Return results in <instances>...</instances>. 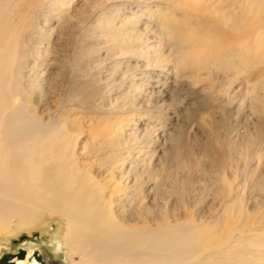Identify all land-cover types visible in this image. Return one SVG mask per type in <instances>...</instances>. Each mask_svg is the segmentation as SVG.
<instances>
[{
  "label": "rangeland",
  "instance_id": "1",
  "mask_svg": "<svg viewBox=\"0 0 264 264\" xmlns=\"http://www.w3.org/2000/svg\"><path fill=\"white\" fill-rule=\"evenodd\" d=\"M165 2L27 0L25 9L16 6L13 18L19 16L15 22L22 36L18 40L30 50L27 63L38 66L30 107L51 118L58 110L65 111L78 127L77 149L83 147L88 154L106 135L101 143L112 154L107 162L122 160L119 166L123 162L130 176L128 186L138 176L140 197L133 188L128 192L141 198L150 215L164 214L170 220L214 230L221 212L230 206L233 214L228 219L236 222L226 221L224 232L235 230L233 234L249 240L264 236V231L250 230V223L260 218L262 223L256 226L264 229V136L257 138L264 132V113L253 110L242 77L226 84L214 71L211 80L202 73L195 87L176 74V62L158 38L156 21L160 15L182 20L183 8L171 10ZM114 42L123 43L126 52ZM74 58H80L76 72L69 66ZM71 80L85 96L79 95L77 104V100L65 103ZM258 99L264 105L263 92ZM174 138L192 147L197 166L193 170L175 168V160L168 156ZM221 179L233 190L228 203L219 198ZM149 183L161 187L149 193ZM239 202L240 217L234 214ZM57 229V223L51 222L46 230L0 237V264H15L19 254L25 258L29 250L41 264H68L65 249L55 243Z\"/></svg>",
  "mask_w": 264,
  "mask_h": 264
},
{
  "label": "bare ground",
  "instance_id": "2",
  "mask_svg": "<svg viewBox=\"0 0 264 264\" xmlns=\"http://www.w3.org/2000/svg\"><path fill=\"white\" fill-rule=\"evenodd\" d=\"M165 1L171 10L183 8L182 20L160 15L156 21L158 38L176 62V74L195 87L202 73L211 80L214 71L226 84L242 77L253 110L264 113L258 99L264 93V0ZM26 4L27 0H0V237L46 230L54 222L55 243L65 249L68 264H264V236L249 240L233 234L235 230L224 232L226 221L236 222L228 219L233 214L230 206H225L214 230L170 220L164 214L150 215L138 200V176L128 186L130 176L123 162L119 166L122 160L107 162L112 154L101 143L106 135L88 154L83 147L77 149L78 127L65 111L58 110L53 118L35 113L29 93L38 66L27 63L30 50L18 40L19 16L13 18L15 7L25 9ZM197 8L203 10L201 14H191ZM122 44H115L120 52L125 49ZM78 60L70 61L71 71H77ZM77 87L75 81L67 83L65 103L79 102L82 92ZM262 136L260 131L257 138ZM168 153L177 170L197 167L192 147L179 144L177 138ZM221 180L218 195L228 203L233 190ZM149 185V193L161 187ZM132 188L137 199L128 192ZM234 207L240 217V202ZM260 219L250 223V230L264 231L256 226ZM26 253L14 263L41 264L32 250Z\"/></svg>",
  "mask_w": 264,
  "mask_h": 264
}]
</instances>
